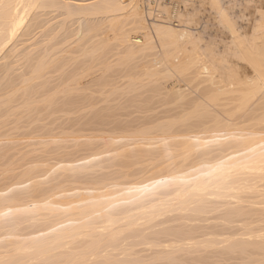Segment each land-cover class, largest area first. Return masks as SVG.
Listing matches in <instances>:
<instances>
[{
  "label": "bare ground",
  "instance_id": "6f19581e",
  "mask_svg": "<svg viewBox=\"0 0 264 264\" xmlns=\"http://www.w3.org/2000/svg\"><path fill=\"white\" fill-rule=\"evenodd\" d=\"M142 2L0 0V264H264V0Z\"/></svg>",
  "mask_w": 264,
  "mask_h": 264
},
{
  "label": "rangeland",
  "instance_id": "374dc122",
  "mask_svg": "<svg viewBox=\"0 0 264 264\" xmlns=\"http://www.w3.org/2000/svg\"><path fill=\"white\" fill-rule=\"evenodd\" d=\"M126 1V0H125ZM173 1H175V2H179L180 4V6H181V9H178L179 10V12H182L183 14H187V13H193V11L195 12V15H196V17H195V19H194V23L193 24H190L191 26H192V29H194L195 31H197V32H200L199 34H201L200 36L202 37V39H203V41L204 40H207L208 39V37H209V35H210V28L208 27V17H209V10H208V6H207V4H206V0H189L188 2H187V4H186V6H185V4L183 3V1L182 0H170V4L173 2ZM139 3L141 4V0H139ZM184 4V6H183V4ZM192 5V6H191ZM161 8L162 9H159V10H161V12L163 13V15H169L170 14V12L173 10L172 8L170 9L169 7H168V4H167V2H164L163 3V5H161ZM185 8V9H184ZM187 8V9H186ZM196 9V10H195ZM144 12V11H143ZM144 14H145V12H144ZM146 17H147V15H146ZM148 18V17H147ZM148 21L149 22H151V21H154V19H149L148 18ZM213 33L215 34L216 32V34H215V36H216V38L217 39H219L220 37H221V33H220V29L218 28V26L217 25H214V28H213ZM218 34H219V36H218ZM116 51H115V49H113V50H110V52L108 53L109 54V61H111L110 63H112V65H114V61H112L113 59H116L118 56L116 55V53H115ZM152 57V56H151ZM151 57H149V59L151 58ZM111 59V60H110ZM169 66V64L167 63V67ZM114 68H116L117 66H116V64H115V66H113ZM118 67H120V66H118ZM168 69L171 71V76H160L161 78L159 79V82H163L164 84L163 85H165V86H171V85H173V84H175V85H179V86H181V85H184L186 88L188 87V88H190V86H189V84H187V83H189L187 80L186 81H184V80H182L183 78H181L180 79V76H178L177 74H176V72H173V70L171 69V67L169 66L168 67ZM163 72H165V71H163ZM120 73H118V74H115L114 75V79L116 80V81H118L117 82V85H118V83H120L119 84V86H121L122 84H125V83H121V82H126V81H128V79L127 78H125V77H119L120 75H119ZM161 74H163V73H161ZM160 75V74H159ZM122 76V75H121ZM121 78V79H120ZM124 78H125V80H124ZM167 78V79H166ZM122 80L121 82H119L120 80ZM127 79V80H126ZM147 82V79H145V80H143V82ZM145 82V83H146ZM187 82V83H186ZM123 86V85H122ZM191 89V88H190ZM147 93V92H146ZM149 93V92H148ZM97 94V93H96ZM145 94V93H144ZM119 98H121V99H119ZM126 97H118V101H117V103L119 102V101H121V100H123V99H125ZM156 99H157V97H156ZM117 100V99H116ZM116 100H111V102H113L114 104L116 103ZM124 101V100H123ZM101 101H99L98 103H100ZM103 102H107V101H102L99 105H101ZM110 103V101H108V104ZM103 105H106V104H103ZM97 106H98V104H97ZM137 108H135V107H129L128 109H126V110H124V112H122V113H120V115H118V114H116L115 116H119L118 117V119L117 120H128V119H130V118H133V117H136V116H141V115H143V112L142 111H140V110H136ZM128 111V112H127ZM125 112H127V113H125ZM125 113V114H124ZM115 118H117V117H115ZM95 169H99L98 167H96ZM103 170H107V169H103Z\"/></svg>",
  "mask_w": 264,
  "mask_h": 264
},
{
  "label": "built area",
  "instance_id": "2783aa9c",
  "mask_svg": "<svg viewBox=\"0 0 264 264\" xmlns=\"http://www.w3.org/2000/svg\"><path fill=\"white\" fill-rule=\"evenodd\" d=\"M142 6L145 10L150 9L151 15H148L149 19L163 18V13L159 10L156 0H142Z\"/></svg>",
  "mask_w": 264,
  "mask_h": 264
}]
</instances>
